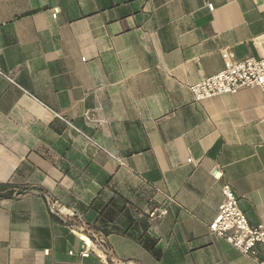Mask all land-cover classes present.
I'll use <instances>...</instances> for the list:
<instances>
[{"label":"crops","instance_id":"obj_1","mask_svg":"<svg viewBox=\"0 0 264 264\" xmlns=\"http://www.w3.org/2000/svg\"><path fill=\"white\" fill-rule=\"evenodd\" d=\"M247 57L264 0H0V264H105L80 220L121 264L264 261L209 228L225 184L264 225L263 92L187 86Z\"/></svg>","mask_w":264,"mask_h":264},{"label":"built area","instance_id":"obj_2","mask_svg":"<svg viewBox=\"0 0 264 264\" xmlns=\"http://www.w3.org/2000/svg\"><path fill=\"white\" fill-rule=\"evenodd\" d=\"M209 7L213 9L211 5ZM187 86L197 101L223 94L236 93L246 87H259L264 95V57H247L240 60L229 58L220 72L195 83H189ZM213 175L216 177V174ZM222 192L224 200L219 206L215 219L210 224V231L244 255L257 260V246L264 244V225L252 226L249 223L246 214L238 205V199L230 184H225ZM49 207L55 214H62L68 210L55 203H50ZM156 213L157 211H153L152 216ZM158 213L163 215L166 210L162 209ZM76 227L81 238L83 236L87 238V240L82 238L83 243L80 251L82 257L87 258L95 253L105 264H121L113 259V251L108 247L105 236L92 233L82 220ZM259 264H264V261H259Z\"/></svg>","mask_w":264,"mask_h":264},{"label":"trees","instance_id":"obj_3","mask_svg":"<svg viewBox=\"0 0 264 264\" xmlns=\"http://www.w3.org/2000/svg\"><path fill=\"white\" fill-rule=\"evenodd\" d=\"M123 208V207H122ZM124 209V208H123ZM123 209L121 210V208H118V211L120 210L121 213L123 211ZM107 213H105V218H108V217H111L113 216V214L115 212H117V210L115 211H106ZM127 214V212H125ZM127 217V216H126ZM129 220V218H127ZM101 225H99V228H101L104 232H106V234H109V232L111 231H120L121 229H119V227L115 224H112V225H109L108 221L104 220V221H101Z\"/></svg>","mask_w":264,"mask_h":264}]
</instances>
